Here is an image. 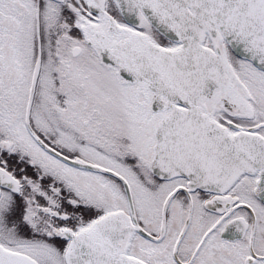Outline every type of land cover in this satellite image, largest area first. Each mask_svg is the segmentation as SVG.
Returning a JSON list of instances; mask_svg holds the SVG:
<instances>
[{"label":"snow or ice","instance_id":"1","mask_svg":"<svg viewBox=\"0 0 264 264\" xmlns=\"http://www.w3.org/2000/svg\"><path fill=\"white\" fill-rule=\"evenodd\" d=\"M0 264H264V0H0Z\"/></svg>","mask_w":264,"mask_h":264}]
</instances>
